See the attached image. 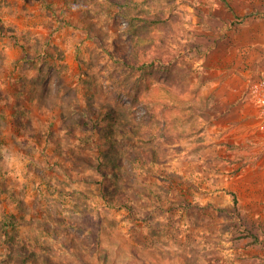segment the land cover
Wrapping results in <instances>:
<instances>
[{"label": "rangeland", "instance_id": "374dc122", "mask_svg": "<svg viewBox=\"0 0 264 264\" xmlns=\"http://www.w3.org/2000/svg\"><path fill=\"white\" fill-rule=\"evenodd\" d=\"M237 43L252 84L264 0H0V264H264L250 86L245 122L205 108L203 58Z\"/></svg>", "mask_w": 264, "mask_h": 264}, {"label": "crops", "instance_id": "0c3cea01", "mask_svg": "<svg viewBox=\"0 0 264 264\" xmlns=\"http://www.w3.org/2000/svg\"><path fill=\"white\" fill-rule=\"evenodd\" d=\"M233 43H235V41H233ZM246 45L247 46L241 47V44L237 43L233 48L226 45L225 51L221 54H216L217 56L214 55L215 52H213L212 49L210 53L205 55L202 62L205 65L203 67L204 80L202 81L204 84V92L206 91L211 95L205 108L220 109V107L223 106L228 111H231L230 113L233 112L234 119L236 118L235 121H240V123L241 121L245 122V115L241 114L240 111L242 110V103L245 100L246 89L251 85L249 84L251 82L249 78H251L252 68L250 69L251 71L247 70L249 65L248 61L253 62V60L258 58V55L253 54L252 51H246V49H248L247 47H249L248 50H251L249 46L250 43H246ZM234 57L236 61L242 59L243 61H247V66H242L238 69L239 64H237L236 68L233 66L230 70H227L221 67H225V65L214 63V59L223 62L229 59L234 60ZM263 60L264 58H262L261 61ZM249 66H251V64ZM224 93H226V97Z\"/></svg>", "mask_w": 264, "mask_h": 264}, {"label": "trees", "instance_id": "16d2710c", "mask_svg": "<svg viewBox=\"0 0 264 264\" xmlns=\"http://www.w3.org/2000/svg\"><path fill=\"white\" fill-rule=\"evenodd\" d=\"M108 115V114H106ZM111 126L112 124H110L108 126V131H111ZM93 129H97L99 130V132H102V130L104 129L103 126H98L95 125ZM112 133V132H110ZM107 133L105 134L106 137L112 142L111 145L109 147H107L104 151H103V157L102 159H100L99 163L96 166V169L98 170V173H100L103 177H119V170L122 167L120 162H119V157H113L111 156V151L115 148V144L113 143V140H121V136L124 135L125 133L122 132V135L118 132L117 134H110ZM94 135V134H93ZM115 135V138L113 136ZM93 181V180H92ZM108 190V192L105 191V187L103 188V196L107 197L108 195H110V200L107 201H111L113 202L114 196H115V191L117 190V186L114 185L112 188H106ZM129 206H131V204L128 203Z\"/></svg>", "mask_w": 264, "mask_h": 264}, {"label": "built area", "instance_id": "2783aa9c", "mask_svg": "<svg viewBox=\"0 0 264 264\" xmlns=\"http://www.w3.org/2000/svg\"><path fill=\"white\" fill-rule=\"evenodd\" d=\"M249 98L256 107L257 127L264 134V70L250 85Z\"/></svg>", "mask_w": 264, "mask_h": 264}]
</instances>
